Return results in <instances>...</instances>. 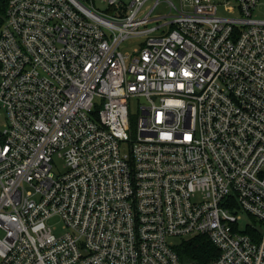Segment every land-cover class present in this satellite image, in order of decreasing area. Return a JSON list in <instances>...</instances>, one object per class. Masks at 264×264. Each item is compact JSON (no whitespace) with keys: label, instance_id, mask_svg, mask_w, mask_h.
Returning <instances> with one entry per match:
<instances>
[{"label":"built area","instance_id":"2783aa9c","mask_svg":"<svg viewBox=\"0 0 264 264\" xmlns=\"http://www.w3.org/2000/svg\"><path fill=\"white\" fill-rule=\"evenodd\" d=\"M100 1L7 0L0 264H181L200 234L205 264H264L258 0Z\"/></svg>","mask_w":264,"mask_h":264},{"label":"trees","instance_id":"16d2710c","mask_svg":"<svg viewBox=\"0 0 264 264\" xmlns=\"http://www.w3.org/2000/svg\"><path fill=\"white\" fill-rule=\"evenodd\" d=\"M84 2L86 0H79ZM7 0H0V25L3 22ZM247 232L250 233L249 230ZM174 249L181 264H205L218 255V249L206 235H195L182 238Z\"/></svg>","mask_w":264,"mask_h":264},{"label":"rangeland","instance_id":"374dc122","mask_svg":"<svg viewBox=\"0 0 264 264\" xmlns=\"http://www.w3.org/2000/svg\"><path fill=\"white\" fill-rule=\"evenodd\" d=\"M88 0L84 1L83 3H87ZM94 4L95 7L99 10H103L106 8V4L102 3L100 0H94ZM219 13L220 14H225V15H233L232 13H229L225 10H223L222 8H219ZM255 16L257 17H264V0H258L257 4L254 8V12ZM134 46V43L131 41H126L123 42L120 46V48L122 50H131L132 47ZM128 109H129V119H130V130H129V135L130 137H132L133 139L136 137V125H137V119L138 116L140 114V110H139V102L137 99L135 98H130L128 101ZM58 169L60 171L63 170L62 168V161L60 159H56L55 160ZM244 218H246L244 216ZM47 223L53 227V231L56 234L61 233L62 231V220L59 216H53L51 218L48 219ZM182 239V237L180 236H171L169 237V240H171L172 242H174L175 244L178 243L180 240Z\"/></svg>","mask_w":264,"mask_h":264},{"label":"water","instance_id":"95a60500","mask_svg":"<svg viewBox=\"0 0 264 264\" xmlns=\"http://www.w3.org/2000/svg\"><path fill=\"white\" fill-rule=\"evenodd\" d=\"M76 1H78V0H76Z\"/></svg>","mask_w":264,"mask_h":264}]
</instances>
